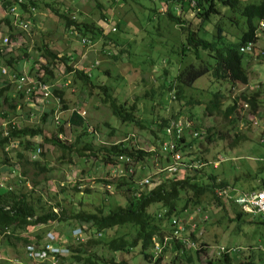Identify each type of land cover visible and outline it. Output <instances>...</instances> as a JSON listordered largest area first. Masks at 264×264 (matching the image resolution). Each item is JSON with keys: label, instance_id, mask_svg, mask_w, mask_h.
Here are the masks:
<instances>
[{"label": "rangeland", "instance_id": "obj_1", "mask_svg": "<svg viewBox=\"0 0 264 264\" xmlns=\"http://www.w3.org/2000/svg\"><path fill=\"white\" fill-rule=\"evenodd\" d=\"M35 1V13L28 12L21 17L29 21L25 30L17 21L11 31L15 36L4 43L3 37L8 36L5 33L8 27L5 25L0 29L2 53L10 52L20 59L14 63L18 67L17 71L8 66L3 58L0 59V87L8 83L9 89L4 95L12 99L13 104L17 103L16 111H10L8 103L2 102L3 96L0 97V109L10 111L7 119L0 117V128L5 126V120H9L17 127L40 126L43 136L26 137L32 144L29 151L23 150L18 140L11 141L4 150L0 149V192L18 188L25 183L38 214L52 209L65 217L66 220L60 222L31 227L20 235L29 238L32 244L41 245L50 233L53 241L57 240L56 246L67 249L62 250L57 259L48 257L37 260L27 257L28 243L16 236L0 235V264H86L83 258L75 259L73 255L76 253L82 257L90 255L98 264L110 260L125 261L126 264H187L188 256L194 258L195 264H223L221 260L225 251L230 257H234V264H264V223L254 213L243 212L229 200L220 199L225 203L219 205L209 194L203 195L199 203L190 201L185 208L183 202L179 201L176 215L171 216L176 219L177 226L185 229L184 232L188 235L194 230L197 238L194 242L182 231L177 236L184 243L182 250L174 249L170 236L165 237L163 248L159 244L158 251H154L152 247L146 250L153 257L145 256L139 244L129 251L109 249L106 242L113 237H124L132 241L136 229L131 225L102 231L100 235L92 229L84 232L82 228L80 234L72 233V229L78 225L74 218L77 213H91L98 209L107 213L115 206L123 205L127 197V184H130L129 192H132L137 188H151L174 175L193 176L197 181H208L210 175H215L216 182L223 180L227 188L234 192L263 185L264 146L259 143V135L264 124V54L260 53L264 51V34L260 33L256 41L260 56H251L249 61L250 53L244 56L243 65L248 64L249 72L247 84L231 89L228 83L210 82L208 76L204 75L192 87H183L182 99H174L173 90L163 94L164 90L159 87L161 84H169L177 70L191 62L193 56L190 53L180 55L183 37L181 38L179 27L170 23L165 16L151 14L145 8L151 7L148 1ZM159 7L164 9L161 4ZM54 10L66 13L77 22L94 24L100 29L99 33L95 34L93 40L82 42L83 37L75 30L67 29ZM148 14L153 16L152 20H148ZM7 15L0 0V18ZM241 30L234 27L231 33L239 35ZM103 36L111 37L113 42L102 46ZM43 43H47L58 55H71L72 67L89 73L94 84L108 87L109 93L117 101L127 105L134 102V115L139 119L140 125L119 121L108 106L101 102L98 90L90 92L80 80L75 79L72 73L60 65L55 68L52 86L63 91V100L54 94L48 99L37 94L24 99L18 97L11 79L2 74L1 69L27 76L31 80L29 72L35 71L44 63V59L40 57ZM115 54L119 55V59L112 58ZM165 68L167 72L163 73ZM218 90L224 95L223 104L231 102L241 91L250 93L259 90L258 112L253 114L244 110L240 115L229 119L203 116L204 103ZM188 99L198 103L187 108L189 105L185 100ZM178 111L181 113L179 118L193 123L199 136L192 140V132L186 131V139L192 140V147L175 155L179 157H174L173 160L176 163L175 172H162L165 167L163 165L167 167L170 164H163V157H170L171 154L164 151L162 146L160 149L157 147V136L161 138L162 131L155 121L161 117L170 119ZM43 114H47V117L41 123ZM59 126H62L63 131L60 132ZM210 127L222 130L223 138L206 140L202 131ZM55 135L65 144L75 143L77 147L88 144L97 149L126 142L132 149L154 151L155 155L138 161L133 174L126 173L125 166L134 165L131 160L110 165L97 157L82 158L75 152L63 151L43 139ZM36 148L43 154L34 156ZM19 152L23 153L25 159L18 157ZM196 157L202 163L195 160L191 162ZM23 170L26 171L25 175L22 174ZM142 178H148L149 184L141 186ZM123 182L127 184L117 186ZM155 206L152 205L149 210H154ZM239 212L241 214L237 216ZM159 225L168 235H173L172 225L167 218L159 222ZM87 239H99L101 242L79 247L78 244ZM155 241L159 242L157 238ZM200 243H205V251L194 255Z\"/></svg>", "mask_w": 264, "mask_h": 264}, {"label": "trees", "instance_id": "obj_2", "mask_svg": "<svg viewBox=\"0 0 264 264\" xmlns=\"http://www.w3.org/2000/svg\"><path fill=\"white\" fill-rule=\"evenodd\" d=\"M1 1L3 7L6 8L7 11L8 7L16 0ZM125 1L140 3L141 0ZM146 1L151 4V7H145L151 12V14L165 16L170 23L179 27L181 38L183 37L181 41V50L179 51L180 55L184 56L187 53H190L193 56L191 62L177 70L174 77L169 80V84L160 85L159 88L164 90L163 94L166 93L165 91L169 92L173 90L174 94H172V98L182 99L184 95V92L182 91L183 87H192L194 82L204 75L208 76L210 82L222 81L228 83L231 89H236L239 85H245L248 83V64L244 66L243 59L246 53H250L248 61L251 56L255 55L248 51L242 52L240 51V48L248 42L256 44L259 34H264V27H260V22L264 23V0ZM160 4L163 5V10L159 7ZM35 6V0H23L20 8L22 12H28L30 7L35 8ZM54 12L62 20L67 29L71 28L70 30H75L76 33H79L85 39V42L93 40L95 34L99 33L98 30L100 29L92 23L77 22L71 19L66 13L56 10H54ZM147 18L148 20H152L153 16L148 14ZM13 24V19L9 15L0 18V29L2 30V26L5 25L8 27V29L5 30L8 39L15 36L14 33L11 32ZM158 27L159 25H157V28ZM234 27L242 29L239 35H236V32L231 33V29ZM206 34H208V36H206ZM110 38L111 37L103 36L102 46L105 47L108 44H111L113 40ZM235 38L236 40H234ZM41 49L42 53L40 57L44 59V63H41L35 71L29 72V76L33 80L50 84L52 87V94L57 96L60 100H63V91L52 86V82L55 80L56 75L55 68L59 65L63 66L69 73H72L74 77H76L75 79L80 80L82 85L87 87L90 92L98 90L97 94L101 97V102L108 106L112 115L119 121L124 123L132 122L140 125L139 119L134 115L136 109L134 102L129 105L124 102H119L115 96L109 93L108 87L105 85L94 84L89 73L72 67L71 55H58L56 52L52 51L47 43H43ZM108 53H110V51ZM258 56H260V54H258ZM1 58H3L4 62L8 66H11L15 71L18 70V67H15L14 63L17 61L19 62L20 59H17L12 53H2V50L0 49V59ZM112 58L117 60L119 59V55H112ZM166 72L167 69H163V73ZM8 86L9 84L6 83L0 87V97L3 96L2 102L8 103L9 110L15 112L17 103L13 104L12 99L7 97V95H4L9 89ZM17 95L21 99H24L33 94L25 95L23 92L17 91ZM51 96L48 98H51ZM223 97L224 95L221 90L213 93L212 97L204 103L203 116H217L223 119H229L240 115L244 110L256 114L260 107L259 90L250 93L241 91L227 104L222 103ZM2 102H0V107ZM185 103L189 105L187 108H191V105L198 102L188 99L185 100ZM9 112L0 109V117L2 116L3 118H6ZM180 115L181 113L178 111L176 114H173L170 119L161 117L158 118L155 123L163 134L164 130L171 125V122L176 121ZM46 117L47 114L42 115L41 123L45 121ZM5 121V126L0 128L1 150L8 147L11 141L18 140L22 149L29 151L32 144L26 139V137L33 138L35 136H43L42 128L40 126L17 127L13 123H10L9 120ZM59 130L60 132L63 131L62 126H59ZM186 131L192 132V140L196 136H199L198 129L194 127L193 124L184 127L181 137L177 138L175 141V149L173 152L185 151L186 148L192 147V140L188 141L186 139ZM194 132H196L197 135L194 136ZM202 132L204 138L208 141L215 138H223L224 134L222 130L217 129L216 127L206 128ZM43 139L52 145L60 147L63 151L75 152L82 158L85 156L97 157L104 163H109L110 165L120 162V157H128L134 163V170L135 164L138 161H142L146 156L154 157L155 155L154 151H145L141 148L132 149L126 142H119L94 149L88 144L81 147H77L75 143L65 144L57 138L56 135L54 137L51 136L50 138ZM157 140V147L160 149L162 146V136L161 138L157 136ZM39 154L43 153L40 151ZM170 154L172 155V152L169 153V155ZM17 155L19 158L25 159L23 153L19 152ZM160 156L162 157V155ZM163 158V164L167 162L173 164V160L170 159V157L167 156ZM194 160L202 163L199 157L191 160V162ZM33 162L36 163L37 161ZM163 166L166 167V165ZM164 171L167 170H163L162 172ZM22 174L25 175L26 171L23 170ZM261 180L264 183V178ZM122 184L127 183L123 182L117 186H121ZM127 185V197L123 205H117L107 213H103L101 209L91 213H77L74 216L78 223L76 227L82 228L84 232L92 229L100 235L102 231L106 232L109 229L122 225L134 226L136 230L132 241H128L124 237H113L106 242V245L113 251H129L130 248L139 244L144 255L149 257H153V255L152 253H147L146 250L152 247L153 238H157L162 245L164 243V238L170 236L171 242H169L174 246V249L176 251L183 249L184 243L174 235H171V233L168 235L159 225V222L164 220V218H167L168 220L172 215H176L179 201L183 202V208H185L190 201L193 203H199L201 197L205 194L211 195L213 200L219 205H224L225 203L220 199L227 200L225 197L217 195V190L227 187L226 182L223 180L216 182L215 175H210L208 181H197L193 176L176 177L174 175L173 177L161 180L151 188H137L132 192H129L131 190L130 184ZM152 205L156 206L154 210L151 211L149 209ZM240 214L241 212L237 213V216ZM63 220H66V218L59 213L54 212L52 209L45 213L38 214L33 204L31 192L26 189L25 183L18 188H9L0 192V235H5L7 237L16 236L17 239H22L29 244L31 243L30 239L27 237H21L20 234L29 231V229L34 226L44 225L49 222H60ZM184 233L189 239L191 238L194 242L197 241V238L194 235V230H192L189 235L186 232ZM99 242H101L99 239H87L85 242H80L78 245L79 247L83 245L92 246ZM204 246L205 243H200L198 248L195 249L194 255L200 253V251H205ZM73 256H75L76 260H81L83 258L86 264H98V262H96V260L90 255L82 257L79 253H76ZM233 260L234 257H230L226 251L223 252L221 260L223 264H234ZM193 261V257H187V264H195ZM101 264H126V262H115L110 260L101 262Z\"/></svg>", "mask_w": 264, "mask_h": 264}, {"label": "built area", "instance_id": "obj_3", "mask_svg": "<svg viewBox=\"0 0 264 264\" xmlns=\"http://www.w3.org/2000/svg\"><path fill=\"white\" fill-rule=\"evenodd\" d=\"M23 3V0H16L12 5H10L7 9V14L13 19L14 24L18 21L19 26L25 30L28 26L29 21L26 18L21 19L24 15H26L28 12L34 14L35 8L30 7L28 12H22L20 5ZM260 27H264V23L260 22ZM112 30L114 31L115 28L113 27ZM3 42H8V37H3ZM82 42H85V39L82 38ZM240 51H248L252 52L254 55H258V49L256 48L255 43L248 42L246 45L242 46L240 48ZM261 54H264L263 51H260ZM2 74H6L11 79V82L14 84L17 91L23 92L25 95L30 94H37L41 96L43 99H48L52 95L51 92V85L48 83H44L42 81L31 80L24 75H19L16 73H9L6 71L5 68L1 69ZM188 119H181L178 118L176 121H172L171 125L167 127L163 134H162V147L164 151H168V153L172 152V160H175L174 157L178 152H173L175 149V141L177 138L181 137L182 131L184 127L191 126L193 123L189 122ZM193 135H197L196 132L193 133ZM172 138V139H171ZM259 143L264 146V124L261 128V132L259 135ZM40 152L39 148H36L34 151V156L38 155ZM170 156V158H171ZM179 158V157H175ZM121 161L129 162L130 159L128 157L122 158L120 157ZM133 164V163H132ZM176 164V163H175ZM169 164L167 167H165L163 170H167L169 172L176 171V165ZM130 165V167H129ZM125 166V172H131L133 173V165L129 164ZM141 185H147L149 184L148 178H142L140 180ZM217 195L221 197H225L227 200L237 204L243 212H251L254 213L262 222H264V183L260 187H252L246 191L242 192H234L233 189L224 187L221 190H217ZM168 221L171 223L173 228V235L177 237L182 231L184 232L185 229H182L177 226V221L174 218L168 219ZM81 228H74L72 229L73 235H77L81 233ZM48 239L43 244H32L29 243L26 246V255L27 257L37 259V260H45L48 257H51L52 259H57L61 255L62 250H66L67 248H61L59 246H56V239L53 241V235L48 233ZM178 238V237H177ZM165 240V238H164ZM159 242L155 241V238H153L152 248L154 251L159 250ZM40 245V246H38Z\"/></svg>", "mask_w": 264, "mask_h": 264}, {"label": "crops", "instance_id": "obj_4", "mask_svg": "<svg viewBox=\"0 0 264 264\" xmlns=\"http://www.w3.org/2000/svg\"><path fill=\"white\" fill-rule=\"evenodd\" d=\"M260 82V81H259ZM261 82H262V80H261ZM77 228V227H76ZM74 229V228H73Z\"/></svg>", "mask_w": 264, "mask_h": 264}, {"label": "clouds", "instance_id": "obj_5", "mask_svg": "<svg viewBox=\"0 0 264 264\" xmlns=\"http://www.w3.org/2000/svg\"><path fill=\"white\" fill-rule=\"evenodd\" d=\"M256 45V44H255Z\"/></svg>", "mask_w": 264, "mask_h": 264}]
</instances>
